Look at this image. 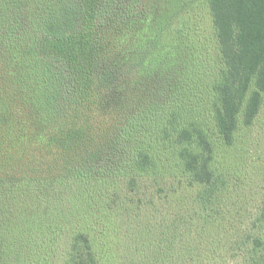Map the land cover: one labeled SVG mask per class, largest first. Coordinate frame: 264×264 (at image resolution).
I'll use <instances>...</instances> for the list:
<instances>
[{
	"label": "trees",
	"instance_id": "1",
	"mask_svg": "<svg viewBox=\"0 0 264 264\" xmlns=\"http://www.w3.org/2000/svg\"><path fill=\"white\" fill-rule=\"evenodd\" d=\"M201 1L208 35L186 0H0V264H111L124 218L135 264H264L263 212L221 241L218 158L264 107V0Z\"/></svg>",
	"mask_w": 264,
	"mask_h": 264
},
{
	"label": "rangeland",
	"instance_id": "2",
	"mask_svg": "<svg viewBox=\"0 0 264 264\" xmlns=\"http://www.w3.org/2000/svg\"><path fill=\"white\" fill-rule=\"evenodd\" d=\"M186 1L189 3V7L187 5L189 9H183L182 11L184 12H182L183 14L179 12L180 15L183 18L184 16L188 17L190 21L188 24L192 27L196 21L202 34L208 35L210 32V20L207 8L201 0ZM209 50L212 51L211 48ZM218 158L224 169L229 170L230 174L238 177V183L235 186H230V197H226L225 202H222L224 204V209L222 210L224 218L222 222L225 225L221 232V241L228 245L234 235H241L244 230H247L252 225L253 220L258 214L264 213V107L253 126L242 128L236 134L233 146L228 149H222ZM153 202L154 204L147 205L145 211L143 210L141 220L147 221L152 228L158 222L171 223V218L168 214L169 212L173 213L174 207L166 205L160 200H154ZM225 217L227 221H225ZM126 221L127 218H124L121 222L118 221L123 231L121 232L122 239L119 238L121 245H118V247L112 246V256L108 258L109 262L111 264H129L128 262H131L129 261L130 255L133 253L136 254L133 259L135 260L134 262L139 258L147 262L149 256L145 253V250L134 247L132 243L133 235L128 231L131 229V226H126ZM100 222L101 217L98 218V223ZM229 226L231 227L228 228ZM252 231H255V228ZM101 236L96 242H100L106 247H111L108 245L114 244L109 235ZM149 236L152 235L150 234ZM164 239L165 244L169 243L170 234H166ZM61 242V248H63L66 245V239ZM99 246L101 244H97V247ZM61 248L59 253L63 252ZM179 250L183 249H178L176 244L169 257L170 255H175L178 259L177 254ZM217 251H219L220 255L224 256L222 263L230 264L231 261L227 257H230L232 252H227L228 250H224L223 248ZM232 255L235 256L232 264L244 263V250L239 249L238 251H234Z\"/></svg>",
	"mask_w": 264,
	"mask_h": 264
}]
</instances>
